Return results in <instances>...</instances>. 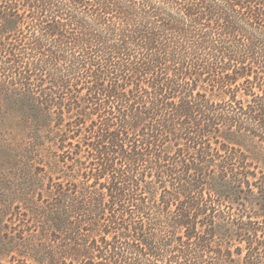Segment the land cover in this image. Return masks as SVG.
<instances>
[{"label":"trees","instance_id":"trees-1","mask_svg":"<svg viewBox=\"0 0 264 264\" xmlns=\"http://www.w3.org/2000/svg\"><path fill=\"white\" fill-rule=\"evenodd\" d=\"M1 96L70 171L0 264H264V0H0Z\"/></svg>","mask_w":264,"mask_h":264},{"label":"rangeland","instance_id":"rangeland-1","mask_svg":"<svg viewBox=\"0 0 264 264\" xmlns=\"http://www.w3.org/2000/svg\"><path fill=\"white\" fill-rule=\"evenodd\" d=\"M20 98L0 97V263L10 257L21 259V230L26 237L38 229L32 214L34 203L41 193L48 196L46 189L52 180L70 171L50 145L37 148L21 143L25 134Z\"/></svg>","mask_w":264,"mask_h":264}]
</instances>
